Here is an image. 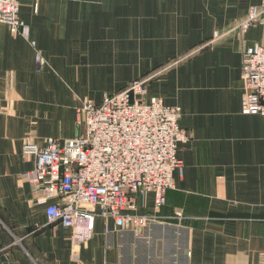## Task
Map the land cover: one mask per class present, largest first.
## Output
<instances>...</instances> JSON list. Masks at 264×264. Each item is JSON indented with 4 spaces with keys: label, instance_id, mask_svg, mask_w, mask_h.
<instances>
[{
    "label": "crops",
    "instance_id": "1",
    "mask_svg": "<svg viewBox=\"0 0 264 264\" xmlns=\"http://www.w3.org/2000/svg\"><path fill=\"white\" fill-rule=\"evenodd\" d=\"M263 1L19 0L27 38L0 22V264H264V119L242 106V56L264 44V24L234 31ZM168 66L146 100L179 107L190 139L165 205L137 198L150 225L118 231L97 217L79 242L48 224L24 142L73 138L83 100Z\"/></svg>",
    "mask_w": 264,
    "mask_h": 264
},
{
    "label": "built area",
    "instance_id": "2",
    "mask_svg": "<svg viewBox=\"0 0 264 264\" xmlns=\"http://www.w3.org/2000/svg\"><path fill=\"white\" fill-rule=\"evenodd\" d=\"M18 10L19 0H0V22L11 35L27 38ZM263 16L264 1L250 8L234 29L243 33L264 24ZM224 35L216 32L213 38ZM36 63L43 65L39 55ZM242 78L243 112L264 119V44L244 52ZM145 82L134 80L98 105L83 100L76 120L81 132L73 138H48L43 145L27 139L23 144L22 155L34 163L24 177L40 194L37 204L48 224L72 229L76 241L91 236L97 217L122 230L144 227L149 218L137 215V198L152 197L157 211L174 187L173 173L182 168L178 146L189 135L178 126L179 107L146 100ZM54 198L60 201L50 202Z\"/></svg>",
    "mask_w": 264,
    "mask_h": 264
},
{
    "label": "rangeland",
    "instance_id": "3",
    "mask_svg": "<svg viewBox=\"0 0 264 264\" xmlns=\"http://www.w3.org/2000/svg\"><path fill=\"white\" fill-rule=\"evenodd\" d=\"M244 19V18H243ZM241 22V21H240ZM240 22H238V23H240ZM237 23V24H238ZM236 24V25H237ZM235 25V26H236ZM234 30H236V29H234ZM237 31V30H236ZM216 33V32H215ZM218 33H220V32H218ZM220 34H225V33H220ZM259 45H261V44H259ZM182 58V57H181ZM175 62L176 61H172L171 62V64H170V66H172V65H174L175 64ZM43 65H44V63H43ZM169 68V66L168 67H166V68H164V69H162V67H160L158 70H156L155 72H153V74L150 76V77H146V78H144V79H136V80H140V81H146L145 82V87H146V85L150 82V80H152V79H154V78H156L157 76H159V75H161L163 72H165L167 69ZM134 80H132L129 84H131L132 82H133ZM129 84L127 85V86H129ZM126 88V87H125ZM124 88V89H125ZM146 90V89H145ZM145 97H146V95H145ZM180 119V118H179ZM188 135H189V133L188 132H186ZM189 139H190V135H189ZM171 190V189H170ZM167 193V192H166ZM166 197V196H165ZM151 199H152V197H151ZM152 202H153V200H152ZM162 208V207H161ZM161 208H159V209H161ZM137 211V210H136ZM137 213V212H136ZM138 215V214H137ZM140 216H144V215H140ZM144 217H147V218H149V222L144 226V227H142V228H140V229H134V230H131V229H124V230H122V229H119V228H116V230H118V231H120V230H122V231H132V232H140V231H142V230H144L146 227H148L149 225H150V223L152 222V219L150 218V217H148V216H144Z\"/></svg>",
    "mask_w": 264,
    "mask_h": 264
}]
</instances>
